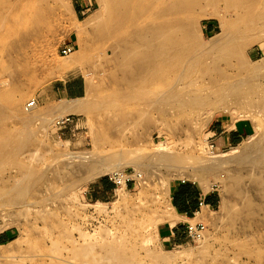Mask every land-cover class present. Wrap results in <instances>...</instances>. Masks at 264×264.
Instances as JSON below:
<instances>
[{
  "label": "rangeland",
  "instance_id": "rangeland-1",
  "mask_svg": "<svg viewBox=\"0 0 264 264\" xmlns=\"http://www.w3.org/2000/svg\"><path fill=\"white\" fill-rule=\"evenodd\" d=\"M88 1L90 10L77 18L73 9L75 0H0V152L2 148L4 153L0 154V190L4 192L21 182L25 189L20 190L23 196L16 191L11 196H0V229H16L13 238L0 243V264H68L66 260L75 259L72 250L84 243V234L100 240L109 231L115 232L122 243L120 250L128 259L125 264H264V35L261 33L264 27L238 34L240 38L254 39L243 49L251 68L239 67L234 57H220L216 46L202 51V66V61L191 66L193 73L186 80L194 81L203 75L207 79L215 77L212 89L216 94L201 106L191 102L181 106L171 101L170 81L176 72L172 74L170 69L166 78L146 85L134 79V84L130 83L132 79H127L126 84L132 70L109 51V45L116 41L115 46L119 45V35L110 31L112 25L106 13L98 11V0ZM219 4L215 7L201 4L189 16L185 15L189 21L193 18L203 42L220 31L219 20L209 14L212 10L224 14L225 3ZM230 9L226 18L238 23L232 27L226 19L228 29L243 30L249 21L236 19V14L243 10ZM94 16L99 29L87 25ZM70 41L75 43V50L62 55L60 48ZM185 58L182 57L181 63ZM64 65L71 66L65 69ZM207 67L212 72L203 71ZM77 74L86 80L83 96L45 100L47 89L54 82ZM162 80L168 81V86ZM183 84L177 88L181 89ZM122 90L126 91L125 98L135 93L136 96L121 100L125 93ZM150 90L152 94L161 91L156 102L159 94L152 95ZM217 93L222 96L220 99ZM146 94L151 95L147 98ZM31 99L36 100V105L26 112L24 106ZM64 102L65 105L71 102L67 107L74 106L77 111H67L70 121L59 126L55 124L59 116L55 109ZM219 113L232 120L248 121L251 132L239 143L214 148L212 153L208 147L212 142L209 129ZM116 119L121 127L113 123ZM95 136L98 140L94 141ZM22 140L25 141L20 143ZM255 140L261 141L260 149L257 143L249 145ZM158 144L165 145V152L173 156L186 160L188 157L189 162L172 163V167L168 162V167L167 162L159 164L153 160L149 166L137 169L124 163L126 157H109L113 151L125 149L129 153L138 147L149 149ZM95 152L99 153L98 159L92 156L93 160L101 159L104 153L109 155L104 154L106 159L97 174L87 178L88 173L77 165L89 159L71 154L97 155ZM223 152L225 156L214 158L225 159V163H215L209 173L191 167L193 157L211 159L210 155ZM235 154L233 158H241L232 160ZM116 163L122 164L117 169L134 178L135 184L130 182L123 190L115 186L108 200L88 199L84 193L88 185L99 177L108 178L113 172L111 164ZM138 170L141 178L135 176ZM27 171L33 175L23 181ZM179 178L193 179L207 189L216 182L214 188L220 194V202L206 214V230L200 240L165 247L158 240L157 227L168 219L170 183ZM14 193L22 200L12 199Z\"/></svg>",
  "mask_w": 264,
  "mask_h": 264
},
{
  "label": "bare ground",
  "instance_id": "bare-ground-1",
  "mask_svg": "<svg viewBox=\"0 0 264 264\" xmlns=\"http://www.w3.org/2000/svg\"><path fill=\"white\" fill-rule=\"evenodd\" d=\"M220 1H221V3L222 2L225 3V5L223 7L224 14H221L220 12H217L216 10H212L211 12H209L210 15L215 16L219 20L220 31L217 33V35L212 36L211 38H209L203 42L201 40V38H199L197 35V31L194 27L195 22L193 21V18L191 21H189L185 18V15L188 14V16H189V13H192L194 8L198 5L206 4V5H211L212 7H215L217 4H219ZM230 8H240L243 10L242 13L241 12L237 13L240 10L236 12L237 13L236 16L238 17L236 19H238L240 21H241V19L243 21H245V20L249 21V23H247V24L245 22L246 27L243 30L241 29V30H238L237 32L233 30L232 27H234L233 25L235 23H233L232 20L229 21L226 18V13L228 10H231ZM98 11L101 13H106V15H107L106 17L109 18V19L107 18V20H109V23L112 25V26H110L111 27L110 31L115 32V33H117V35H119V36H117L119 39V42H120L119 45L115 46V44L117 42L116 41L117 38H116L115 39L116 42L113 45L111 44L112 46H115V47H112L111 45H109L111 47V49L108 48L109 51H112V54L114 56L119 57L122 60V62L127 65V68H130L132 71H134L133 74L131 71L130 76L126 72L127 76H129V78H126L127 77L126 74H125L126 77L124 76V78H126V84H128L129 79H132V80H130L131 84H132V82L134 84L135 83L134 81L137 80L138 83H140L139 81H141V82L143 81V83H142V85H143L145 83L152 82L155 79H160V78H164V77L166 78V71L170 69L171 73H172V71H174V73L176 72L175 77L173 79H171V81H170L172 84V88H173L172 91L170 90L171 91V97H172L171 101L173 99V102L175 105H181V106L188 104L189 102L196 104L197 106H201L213 94L214 95L216 94L215 89L214 90L212 89L213 84H215V81L217 80V78H215V77L209 76V78L207 79V77L203 75L202 78L199 77V78H197V80H194V81H191L192 78L190 79L189 82L186 80L192 72L191 66H193V65L195 66L196 62L202 61V54H201L202 51L210 48L211 46H216V53L220 57H228V58L234 57L237 59V61L239 63V67L241 66L243 69L251 68L249 63L246 61V59L243 56V54H244L243 49L248 47L253 42L254 39L251 36L240 38L238 36V34H240V33L242 34L243 32H246V30H247V32H248V30L251 31L250 28H253V27L257 28V29L259 27H264V0H98ZM228 13H229V11H228ZM233 14L235 15V13H233ZM230 16H232V15H230ZM198 18H196V20ZM226 19H227V22L229 21L230 23H233V24L229 23V25H232V27L231 28L229 27V29L227 27L228 23L226 24ZM229 19H230V17H229ZM237 21H235V22H237ZM243 21L241 24L244 23ZM87 22H88L87 25L91 28L98 27L96 25V23H97V17L96 16H94L93 19L90 17V19H88ZM105 22H106V20H105ZM107 23H108V21H107ZM237 23L235 25H237ZM241 27H243V25ZM97 29H99V27ZM259 29H261V28H259ZM106 30H104V32ZM230 30H233V31L231 32ZM254 30H256V29H254ZM108 32H109V30H108ZM251 33H254V31H252ZM261 33L264 35V30ZM243 34L245 35L246 33H243ZM256 35H257V33H256ZM263 35H261V36H263ZM106 36H107V33H106ZM106 51H108V50H106ZM183 56H186L187 58L184 59V63H181V62H183L182 61ZM202 64H203V61L201 62V66H202ZM198 65H200V64H198ZM229 65H231V67H233L232 64H229ZM70 66L64 65L65 69L70 68ZM181 66H184V67L181 68ZM203 71L212 72V68L211 67L210 68L207 67V69L203 68ZM129 73H130V71H129ZM171 77H173V76H171ZM133 79H134V81H133ZM167 79H168V77H167ZM162 81L164 83L166 82L164 80H162ZM195 81H198L199 83H197L196 86L193 87L192 84H195ZM167 82H166V84H167ZM180 83H182V84L184 83L183 86H181V89L177 88ZM151 84H153V83H151ZM151 84H149V85H151ZM125 86H127V85H125ZM167 86H168V84H167ZM138 87L133 86V88H138ZM126 88L124 90L127 91L128 88L127 89ZM133 88H131V89H133ZM143 88L145 89V87H143ZM154 89L152 87V92ZM126 91H123L125 93H122V95L120 96L121 100H122V98H125L124 95H126ZM144 91H146V89ZM157 91H159V90H157ZM115 92H116V94H118L119 90H118V93H117V91H115ZM128 92H130V91L128 90ZM150 92H151V90H150ZM152 92H151V94H152ZM147 93H148V91H147ZM154 93H156V92H154ZM157 93L159 95H157L155 97L154 102H156V100H158L161 97V95H160L161 91L157 92ZM135 94H132V95L134 96ZM144 94H145V92H144ZM148 94H146L145 97H147ZM127 96L128 97H126V98H128V99L133 97V96H129V95H127ZM149 96L147 98H149ZM118 97H119V95H118ZM134 97L132 99H134ZM138 97H139V95H138ZM221 97L222 96L217 93V98L220 99ZM111 99H112V97H111ZM116 99H114V101L113 100L112 101L115 102ZM143 99H145V98H143ZM118 100H119V98H118ZM139 100H141V99H139ZM151 100H153V99H151ZM113 102L111 104H114ZM149 102H153V101H149ZM149 102H147V103H149ZM68 105H65V102H64L63 105H60L57 109H55V111H57V113L59 115L58 117L65 115V114H63V115H61V114L67 113V111H69V112L71 110L77 111V109H75L74 106L67 107ZM119 105H121V104H119ZM63 106H65V107H63ZM198 114H199V112H198ZM27 116L29 117V115H27ZM33 117L35 119L36 116H33ZM24 118H26V117H24ZM22 120H25V119H22ZM120 120H122V119L120 118ZM120 120L116 119L113 123L115 124V122H116V125L118 126V124L120 125ZM204 120H205V118H204ZM118 121H119V123H118ZM121 124H123V123L121 122ZM196 124H195V126H196ZM120 127H121V125H120ZM9 133H11V132H9ZM4 138H3V140H4ZM95 138H97V140H98V137L95 136L94 141H95ZM9 140L7 142H9ZM12 140L13 139H11V141ZM259 140H255L254 142H250L251 144H249V145H252L253 143H257L256 146H258V142H261ZM14 141H16V137H15ZM23 141H25V140H22L19 142L21 143ZM7 142H6V145H7ZM95 146H96V144H95ZM253 146H255V145H253ZM259 146H258V148H259ZM244 149H245V147H244ZM124 150L125 149H123V150L121 149V150L116 151V152L113 151V154H112V152H110L111 155H109L108 153L107 154L104 153V154L109 155V157H116L118 159H121V158L123 159L126 157L124 159V163L132 164L135 167H137V169L139 167L144 168V167L149 166V164L152 163L153 160L154 161L158 160L159 164H162L163 162H165V163L167 162V164H165L167 166L170 163V165H169L170 167H172L171 166L172 163H178L179 162L181 164V162H183V163L184 162L186 163L187 161L189 162L188 157H187L188 160H186L184 158H179L175 155L173 156V155L169 154V151L165 152V150H167V147L165 145H163V146L159 145L157 147L154 146V148H149V149L143 148V147H138L134 151H131V152L129 151V153L127 152L128 150L126 152ZM235 150H237V149H235ZM251 151H252V149H251ZM254 151H255V149L253 150V152ZM258 151H260V150H257V152ZM262 151H264V150H262ZM262 151H261V153H262ZM4 152H5V150H4ZM1 153H2V148H1L0 154ZM259 153H256V155L258 156ZM261 153L259 154V156L261 155ZM2 154H4V153H2ZM2 154H1V156H2ZM94 154H97V155H93V153H83V154L82 153H76V154L72 153L71 154L72 157L76 156V157H80L83 159H89L88 161H86L87 163L77 165V168L79 170L84 169L88 173L87 178L91 177L93 174H97L99 167H100V164H102L104 162V160L106 159L105 155L103 154V157L101 159L93 160L92 156L97 157L99 153L95 152ZM262 154H263L262 156L264 157V152ZM176 155H177V153H176ZM219 155L225 156L226 153L223 152V153H216V154L210 155L211 159H209V158L206 159V158H202V157H198V158L193 157L192 160L190 159L192 166H191V164H189L188 166L195 167V169H198V171H200V172H203V171L206 172V170H207L209 173L210 170H212L211 168L213 167V165L215 163H219L222 161L225 163V159L214 158V157L219 156ZM236 155L237 154L232 156V160L235 161L236 158H233V157H235ZM239 155H241V154H239ZM252 155H254V154H252ZM68 156H69V154H68ZM238 158L240 159L241 157L239 156ZM90 159H92V160H90ZM97 159H98V157H97ZM226 160H227V158H226ZM256 160H258V159H256ZM161 161H163V162L161 163ZM246 161H247V159H246ZM254 162H256V161H253L252 163H254ZM111 165H112V171L118 170L117 168H120L122 166L121 163H116V164H111ZM223 165L224 164H222V166ZM219 166H221V165H219ZM262 166H263V164H262ZM214 169H216V167ZM140 171H142V170H140ZM31 172L32 171H30L28 174V171H27V176L24 175L26 177L23 178L24 179L23 181H25L26 179L28 180L33 175V174L30 175ZM34 176H35V173H34ZM135 176L141 178L142 173L139 172V170H138V171H136ZM235 181L237 182V179ZM235 181H233V183ZM143 182H144V180H143ZM21 183L14 186L15 184H17V183H15L14 185H12L13 187L6 189V191H4V192H3V190H0V196L5 195V197H6V195L8 196L12 192H15V191H16L17 195H19V193L22 194L23 192H21L20 190L24 191L25 189H23L24 187H22ZM120 187L123 190L124 184H122ZM120 187H119V190H121ZM235 188H233V189H235ZM119 190H118V192H119ZM17 195H15V193H14V196L12 197V199L13 198H19V197H15ZM24 195H26V194H24ZM22 196H23V194H22ZM8 199H10V198H8ZM15 200H17V199H15ZM19 200H22V199L19 198L18 201ZM10 201H11V199H10ZM108 235L99 240V239L91 238L90 236H86L84 234V237H85L84 243L80 247H78L77 249L72 250L73 251L72 257H75V259L74 260H66L67 263L68 264H108L109 262H113L114 264H125L128 259L126 258L125 253L120 250L121 244H122L121 241L118 239V236L115 235V232L109 231Z\"/></svg>",
  "mask_w": 264,
  "mask_h": 264
},
{
  "label": "crops",
  "instance_id": "crops-1",
  "mask_svg": "<svg viewBox=\"0 0 264 264\" xmlns=\"http://www.w3.org/2000/svg\"><path fill=\"white\" fill-rule=\"evenodd\" d=\"M88 0H75L73 9L80 18L90 10ZM86 93V80L81 74L54 82L46 92L45 100L79 98ZM46 101V102H47ZM251 132V125L244 119L227 118L216 114L209 133L215 149H224L239 143ZM115 190L114 183L108 178L99 177L92 181L85 195L90 200H108ZM220 202V194L211 186L205 188L199 182L189 178H179L170 183V213L168 219L157 227L159 242L165 247H174L190 241L186 234V225L191 222H204L206 214L215 209ZM16 229H0L1 244L14 237Z\"/></svg>",
  "mask_w": 264,
  "mask_h": 264
},
{
  "label": "built area",
  "instance_id": "built-area-1",
  "mask_svg": "<svg viewBox=\"0 0 264 264\" xmlns=\"http://www.w3.org/2000/svg\"><path fill=\"white\" fill-rule=\"evenodd\" d=\"M75 46H76L75 43L70 41V42L64 44L60 48L59 52L62 55H68L75 50ZM35 105H36V100L31 99L28 102H26L24 109L26 112H28L33 107H35ZM69 121H70V114L69 113H67L61 117L55 118V124L59 125V126L65 125ZM208 147H209L210 152L213 153L214 152L213 142H210ZM108 177L114 183L115 186H121L122 184H124V186L127 187V185L130 182L135 184L134 178L127 176L126 172L124 170H121V169L114 170ZM217 185L218 184L215 182L212 186L215 187ZM1 221H2V219L0 217V223H1ZM205 230H206V225L204 222H191V223H187V225H186V234H187L188 238L192 241L200 240L204 236Z\"/></svg>",
  "mask_w": 264,
  "mask_h": 264
},
{
  "label": "trees",
  "instance_id": "trees-1",
  "mask_svg": "<svg viewBox=\"0 0 264 264\" xmlns=\"http://www.w3.org/2000/svg\"><path fill=\"white\" fill-rule=\"evenodd\" d=\"M1 243V242H0Z\"/></svg>",
  "mask_w": 264,
  "mask_h": 264
}]
</instances>
